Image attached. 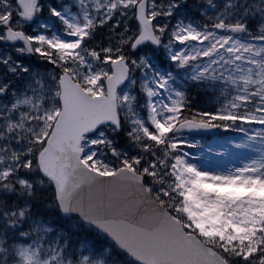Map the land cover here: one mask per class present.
Listing matches in <instances>:
<instances>
[{"label": "snow or ice", "instance_id": "1", "mask_svg": "<svg viewBox=\"0 0 264 264\" xmlns=\"http://www.w3.org/2000/svg\"><path fill=\"white\" fill-rule=\"evenodd\" d=\"M0 264H264V0H0Z\"/></svg>", "mask_w": 264, "mask_h": 264}]
</instances>
